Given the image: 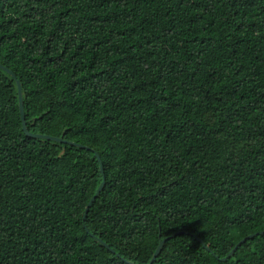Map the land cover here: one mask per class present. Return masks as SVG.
<instances>
[{"label": "trees", "instance_id": "trees-1", "mask_svg": "<svg viewBox=\"0 0 264 264\" xmlns=\"http://www.w3.org/2000/svg\"><path fill=\"white\" fill-rule=\"evenodd\" d=\"M0 65V264H264V0H0Z\"/></svg>", "mask_w": 264, "mask_h": 264}, {"label": "water", "instance_id": "water-1", "mask_svg": "<svg viewBox=\"0 0 264 264\" xmlns=\"http://www.w3.org/2000/svg\"><path fill=\"white\" fill-rule=\"evenodd\" d=\"M0 69H3L5 70L7 73H9L11 75L12 78L16 79V76L13 74V72H11L10 70H8L7 68L3 67L2 65H0ZM16 85H17V93H18V101H19V110H20V115H21V120H22V124H23V130L24 132L29 135L30 137H33V138H37V139H43V140H49V141H53V142H63V143H67L69 145H72V146H75V147H78V148H86L82 145H79V144H76V143H73V142H66V141H63L61 138H58V137H52V136H44V135H40V134H33V133H30L26 127V124H25V119H24V108H23V96H22V91H21V85H20V82L16 80ZM97 158H98V161L100 163V166H101V161H100V158L99 156L96 154ZM103 171L102 169V166H101V172ZM105 186V180L103 179V181L101 182V184L99 185V187L97 188L95 194L91 197L86 209H85V213H84V217H83V220L86 219V216L89 212V209L90 207L93 205L94 201L96 200V198L99 196V194L101 193V191L103 190ZM174 236V235H173ZM252 238V236H249L248 238L246 239H250ZM246 239L240 241L238 243V245L234 248L236 249L238 246H240L243 242L246 241ZM102 245H104L105 247L108 248V245L106 243H103L101 240L99 241ZM165 241H162L159 246L157 247L151 261H150V264H152V262L156 259L159 251H160V248L162 246V244L164 243ZM231 255V254H230ZM229 255V256H230Z\"/></svg>", "mask_w": 264, "mask_h": 264}]
</instances>
